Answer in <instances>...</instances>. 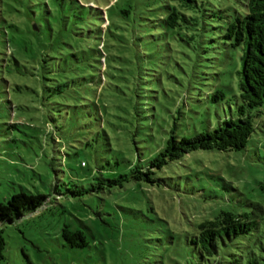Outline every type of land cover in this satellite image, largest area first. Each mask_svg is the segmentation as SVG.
Instances as JSON below:
<instances>
[{
  "label": "trees",
  "instance_id": "16d2710c",
  "mask_svg": "<svg viewBox=\"0 0 264 264\" xmlns=\"http://www.w3.org/2000/svg\"><path fill=\"white\" fill-rule=\"evenodd\" d=\"M226 49L240 54L233 63L242 66L238 117L191 137L176 133L182 112L175 128H156L157 66H221L215 55ZM12 93L53 101L68 110L64 120L74 119L71 111L84 116L77 118L88 129L81 151L98 165L89 192L156 184L159 171L192 152L248 147L253 113L264 109V0H0V100ZM47 128L61 144V128ZM50 198L21 191L0 203V223H14ZM250 206H220L178 238L201 264H264V207ZM62 235L72 247L88 244L68 225ZM5 247L0 232V264Z\"/></svg>",
  "mask_w": 264,
  "mask_h": 264
},
{
  "label": "rangeland",
  "instance_id": "374dc122",
  "mask_svg": "<svg viewBox=\"0 0 264 264\" xmlns=\"http://www.w3.org/2000/svg\"><path fill=\"white\" fill-rule=\"evenodd\" d=\"M220 51L215 62L221 66H157L156 128H175L174 117L182 112L176 133L191 137L238 117L242 66L233 63L240 62V54ZM67 111L34 95L12 93L0 100V203L21 191L51 197L36 212L0 223L6 241L2 264H201L178 237L220 206L264 207V109L253 113L256 130L245 150H198L159 171L156 184L96 186V192L89 190L98 165L81 151L88 129L73 111L74 119L64 120ZM50 122L61 128L56 132L61 144L52 141ZM65 225L83 232L88 244L72 247L62 235Z\"/></svg>",
  "mask_w": 264,
  "mask_h": 264
}]
</instances>
